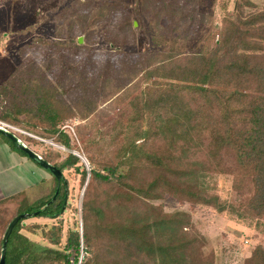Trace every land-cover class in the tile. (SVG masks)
I'll use <instances>...</instances> for the list:
<instances>
[{
    "label": "trees",
    "instance_id": "obj_1",
    "mask_svg": "<svg viewBox=\"0 0 264 264\" xmlns=\"http://www.w3.org/2000/svg\"><path fill=\"white\" fill-rule=\"evenodd\" d=\"M233 1V11L216 26L212 45L167 58L155 55L134 72L147 85L116 113L117 123L127 130L114 158L101 163L87 152L91 167L86 170L75 154L60 159L54 147L36 150L62 173L73 169L82 185L87 181L83 232L70 228L63 240L58 216L66 207L67 180L64 174L59 180L51 174V189L36 209L23 207L22 193L0 200L2 234L23 212L38 210L37 217L58 219L48 229L41 227L38 235L47 244L23 234L24 219L19 220L8 238L5 264H212L188 212H166L150 203L164 193L230 211L255 227L264 225V9L257 10L253 0ZM15 79L12 73L0 84V119L71 148L73 138L61 124L75 116L73 108L37 78L30 79V86L23 80L15 92ZM131 85L108 96L117 93L116 102L124 99ZM26 91L31 99L24 98ZM94 108L77 113L86 118ZM24 141L43 143L28 136ZM220 174L233 176L237 199H221L210 187V178ZM96 183L104 184L107 193L114 188L115 196L93 199L90 189ZM93 219L104 243L100 252L90 244ZM38 228L33 223L26 231L35 234ZM245 264H264V247L256 245Z\"/></svg>",
    "mask_w": 264,
    "mask_h": 264
},
{
    "label": "rangeland",
    "instance_id": "obj_2",
    "mask_svg": "<svg viewBox=\"0 0 264 264\" xmlns=\"http://www.w3.org/2000/svg\"><path fill=\"white\" fill-rule=\"evenodd\" d=\"M7 1L8 16L0 18V84L15 73L13 84L17 92L21 90L23 80L30 86V79L37 78L41 85L55 88L58 98L75 112L73 118L61 124V127L68 125L72 128H64L73 138L71 148H58L48 141L42 144L25 141V144L39 152L47 147L56 148L54 150H59L60 159L67 153L78 154L80 169L86 170L91 167L86 159L87 152L101 163L117 154L127 129H121L116 113L120 108L126 109L128 100L147 85L140 79L141 73L133 76L134 72L147 65L155 55L167 58L169 54L197 51L212 45L217 37L216 26L234 9L233 0ZM18 2L25 15L18 12L11 15L10 3ZM253 2L257 10L264 9V0ZM6 25L13 29L27 25L23 30L25 35H22V30L13 32L5 29ZM8 32L9 35L5 36ZM128 85L132 90L124 99L116 102L117 93L108 96L113 89ZM23 95L31 99L27 91ZM28 101L31 103L28 106H32L33 102ZM92 106L95 108L86 118L77 113ZM126 112L130 115L128 109ZM19 127L46 138L38 132ZM131 135L130 131L127 136ZM26 137L22 135L21 139ZM228 160L231 164L232 158ZM63 174L67 180L68 196L66 207L58 218L62 220L64 240L70 228L77 227L83 232L81 209L85 189L80 175L73 169L65 170ZM232 182V175L220 174L213 175L209 185L221 199L233 201L237 199V193ZM45 186L38 187L31 197L22 195L23 207L36 209L39 201L43 200L41 194L45 192ZM90 191L96 201L112 199L116 194L114 188L107 193L104 184L97 183L91 186ZM150 203L162 205L166 212H188L195 229L204 237L203 252L212 264H245L256 245L264 247V225L255 227L254 222L240 219L230 211L218 212L210 206L182 202L169 193ZM32 220L30 217L22 221L24 229L21 232L47 244L38 234L43 227L48 229L56 224L58 219H45L31 235L26 228L33 224ZM92 224L90 244L93 250L100 252L104 243L98 231L99 225L94 219Z\"/></svg>",
    "mask_w": 264,
    "mask_h": 264
},
{
    "label": "crops",
    "instance_id": "obj_3",
    "mask_svg": "<svg viewBox=\"0 0 264 264\" xmlns=\"http://www.w3.org/2000/svg\"><path fill=\"white\" fill-rule=\"evenodd\" d=\"M6 3L9 2L7 0H0V18L3 15L8 16L9 11H7L5 8ZM10 6L11 15L17 12L21 13V15H25V11L23 10V7L21 6V4H19V2L16 4L10 3ZM12 9H15V11H13ZM25 27H27V25ZM25 27L23 25L21 27H18L17 29H13L11 26L8 27V25H6L4 28L8 29L9 31L13 30V32L22 30V35H25L23 32ZM8 35L9 32L5 34V36ZM17 135L21 139L22 135ZM7 139L9 138L0 133V200H3L10 196L19 195L21 193L31 197L33 195L32 193L36 191L38 187L46 185L45 192L41 194V196H44L50 191L52 186L51 173L42 168L34 160L29 158L26 153L24 154L19 150L13 148ZM21 140L25 142L23 139ZM31 149L36 151L33 147ZM45 219H47V217H33L32 221L33 223L41 224L42 221H45ZM2 226V220L0 219V251L4 234H2ZM23 234L27 235V233L24 232ZM30 234L33 235L32 233ZM28 237L31 238L30 236Z\"/></svg>",
    "mask_w": 264,
    "mask_h": 264
},
{
    "label": "water",
    "instance_id": "obj_4",
    "mask_svg": "<svg viewBox=\"0 0 264 264\" xmlns=\"http://www.w3.org/2000/svg\"><path fill=\"white\" fill-rule=\"evenodd\" d=\"M81 40L79 39V42ZM0 133L5 135L7 138H9L10 140H12L15 145L22 151H24L27 156L29 158H31L32 160H34L36 163H38L42 168H44L45 170H47L48 172H50L53 176L56 177L57 180L61 179L63 177V173L57 168L55 167L53 164H51L50 162L46 161L45 159H43L41 157V155H39L36 151H34L33 149H31L28 145H26L25 143H23L22 141H20L18 139V137L7 130H4L2 128H0ZM77 156L80 158V156L77 154ZM83 159V158H81ZM87 184V181L84 184V189H85V185ZM57 193V190L55 192V195ZM55 195L53 196V198L55 197ZM39 213V211H34V212H24L21 214L16 215L7 225L6 230L3 234V238H2V243H1V251H0V264H5V258H6V249H7V242H8V238L9 235L12 232V229L14 228L15 224L21 220V219H26V218H30V217H34ZM81 232V229H80Z\"/></svg>",
    "mask_w": 264,
    "mask_h": 264
},
{
    "label": "built area",
    "instance_id": "obj_5",
    "mask_svg": "<svg viewBox=\"0 0 264 264\" xmlns=\"http://www.w3.org/2000/svg\"><path fill=\"white\" fill-rule=\"evenodd\" d=\"M65 127H69V126H68V125H63V127H61V129H64ZM0 128H2V129H4V130H7V131H10V132L14 133L17 137H18L17 134L27 135L28 137L34 138V139L39 140V141H42V142H47V141H48L51 145H54V146H56V147H58V148H62V149H64V147H65V146L62 145V144H57V143L54 142L52 139H46V138H43V137H41V136H38V135L32 134V133L27 132L26 130L20 128V127L17 126V125L11 124V123L6 122V121L1 120V119H0ZM69 128H71V127H69ZM71 129H72V128H71ZM18 139H19L20 141H22L19 137H18ZM22 142H23V141H22ZM23 143H25V142H23Z\"/></svg>",
    "mask_w": 264,
    "mask_h": 264
}]
</instances>
